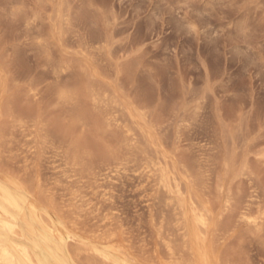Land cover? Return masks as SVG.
Returning a JSON list of instances; mask_svg holds the SVG:
<instances>
[{"label":"rangeland","instance_id":"1","mask_svg":"<svg viewBox=\"0 0 264 264\" xmlns=\"http://www.w3.org/2000/svg\"><path fill=\"white\" fill-rule=\"evenodd\" d=\"M90 81L108 88L134 121L146 113L151 128L136 130L139 152L144 135L154 136L160 156L196 179L194 191L210 200V264H264V227L252 232L239 222L247 206L264 218V155L256 154L264 148V0H0V171L44 184V201L57 210L66 201L58 213L71 225L81 217L88 235L100 230L166 256L148 217L145 178L132 168L101 167L114 143L85 98ZM66 90L79 95L72 106L59 100ZM71 198L78 207H69Z\"/></svg>","mask_w":264,"mask_h":264},{"label":"bare ground","instance_id":"2","mask_svg":"<svg viewBox=\"0 0 264 264\" xmlns=\"http://www.w3.org/2000/svg\"><path fill=\"white\" fill-rule=\"evenodd\" d=\"M95 82H93V81L88 82V84L86 86L85 98L88 100L89 104L91 105V108L93 107L95 110H98L97 113L101 118L100 119L96 118L97 119L96 123H97V126L99 127L100 131L102 132V134L103 133L111 134L112 138H113V139L111 138V141H112V143H114V147L112 149L111 155L109 157L105 158L106 160H104L102 162L103 165L101 167H103V168L107 167L106 169H108V166L111 167L112 165H114V166H123L124 169L132 168V169H135L134 172L138 171V174L140 175V177H142V179L145 178L144 181H146L145 183H147V184H145V185H147L145 187H147L146 189L150 193L148 195V200L146 201L148 203V205H147L148 217H149V220L151 222V225H153L157 229L158 237L160 238L158 240H160L161 244H164V246L166 248V249L163 248L164 246L162 247L163 248L162 253L164 254V252L166 251L165 252L166 256H163L161 252L160 253L162 256H160L157 253L158 251L153 252L148 248L146 249L145 246H143L142 248H139L140 250H136L138 248L134 249L133 248L134 246L132 247L130 245H125L122 243V241L117 240V238L114 234H110V233L108 234L107 232L106 233L99 232L100 230L98 231L99 233L95 232V231H97V230H95V231H93L94 233L91 232L92 234L88 235L86 232L88 228L86 226L84 227L86 222L84 225H82L81 222H78L79 218H81V217H78L77 218L78 221H75V222L73 219L72 225L70 223L64 221V219L67 220V217L65 215H63V216L66 218H64L62 216V214H63L62 207L64 208L63 202H66V201L61 202L62 207L59 206V208H61V210L59 208L57 210L56 208L58 206L55 207L54 206L55 202L54 203L50 202L48 200V198H45L48 200V202L44 201L43 198H44L45 193H46L42 187L44 184L41 185V184L37 183V186L35 187L34 185H31L29 180L25 179L24 181H22L23 180L22 178H21L22 180L20 178H14V177L12 178L7 173H3L0 171V264H78L79 260L82 262V264H210V260H211L209 257L210 247L208 249L209 245H207V243H208V233L211 229V221H212V218L214 216L213 210L211 208V202H208L210 200L209 199H207V201L203 200L202 197L199 195L200 193L197 194L196 191H194L195 188L193 189V185L195 183H193V182L196 181V179L195 180L188 179V176H186V175H184V177H186V178H183L181 175H179V173H178L179 171L178 172L176 171L175 166L170 164L164 156H160L159 149L157 148V146L155 144H153L151 142V140H153L154 136H152L150 134L147 136L144 135V137H147V139H144V140H146V143H144L145 146L144 145L143 146H144V148L145 147L146 148L145 149L141 148V150L143 149L144 151L139 152L140 151L139 149L142 146H140V147L137 146L138 145L137 144L138 136H137L136 130H141V126H142L141 124H144V126H145V124L146 125L150 124L149 118L146 119V117H147L145 115L146 113H144L143 111L140 110L141 112L136 113L137 114V117H136L137 120L134 121V118H135L133 116L134 113L133 114H131L130 112L127 113L125 110V107L121 106L117 102L116 96H114L113 94L108 92V90H107L108 88L107 89H106V87L103 88L102 86L98 85ZM78 85H80V84H78ZM75 94L70 93L68 90L61 91V92H59V98H60L59 100L60 101L62 100L63 102L67 103L68 105L72 106V105H74V103H76V100H77L76 97L78 94L77 95H75ZM80 97H82V96L80 95ZM79 102H81V101H79ZM81 104H82V102H81ZM199 105H200V103H199ZM146 107H148V106H146ZM164 108L166 109V107H164ZM5 110H6V108H5ZM134 111H136V110H134ZM2 113H4V112H2ZM7 114H8V112H7ZM3 115H5V114H3ZM78 115H79V113H78ZM8 116H10V114ZM19 116H22V115H19ZM25 116L27 117V115H25ZM99 116H97V117H99ZM3 117L5 118V116H3ZM3 117H1V119ZM17 119L18 118H16V122H17ZM20 119L22 120L21 117L19 118V120ZM81 119L82 118L78 119L77 123L82 121ZM127 119H131L132 122L129 124L126 123ZM4 120H2V121H4ZM9 120H11V119H9ZM44 120H46V119H44ZM148 120H149V122H148ZM22 122L24 123L23 120H22ZM22 122H19V123H22ZM27 123H28V121H27ZM1 125L3 126V124H1ZM18 126H21V125L18 124ZM8 127H9V125H8ZM149 128H151V127L149 126ZM2 129H4V127ZM9 129H11V128H8L7 130L9 131ZM11 130H13V129H11ZM11 130L9 131V133L11 132ZM22 130L23 129H21V131ZM35 130H37V129H35ZM151 130H153V129H151ZM0 131H1V129H0ZM5 131H6V129H5ZM90 132L91 131H89V133ZM48 133H49V131H48ZM142 133H143V131H142ZM2 134L3 133L0 134V141L2 140V137H4V136H2ZM50 135H51V133H50ZM121 135H122V137H119ZM44 138L41 139V137H40L41 141L44 140ZM106 139H108V138H106ZM2 141H5V140H2ZM90 141H92V140H90ZM140 142L141 141H139V143ZM3 144H6V143H3ZM12 144H14V143H12ZM102 145H103V143H102ZM4 146L6 147V145H4ZM173 146H174V144H173ZM2 149H4V148H2ZM253 149H255V148H253ZM251 150H249V151H251ZM1 153H2V151H1ZM107 154H109V153H107ZM256 154L263 156L264 155V148L259 149V151ZM176 156L178 157L179 155H176ZM173 159H174V157H173ZM32 161H34L32 163L34 164V166H36V163H35L36 161L35 160H32ZM92 161H93V159H92ZM190 162H192V161H190ZM78 164H80V163H78ZM89 164H90V162H89ZM28 165H30V163ZM76 166H75V170L78 169V167L76 168ZM14 167H16V166H14ZM28 167L29 166H27V168ZM32 167H33V165H32ZM72 167H73V165H72ZM84 167H85V165H84ZM110 167H109V169H110ZM260 167H261V165H260ZM27 168L24 170L27 171ZM55 168H56V166H55ZM90 168H91V166H90ZM106 169H102V171H105ZM32 170L33 169H31L30 172H33ZM78 170H80V169H78ZM22 171H23V169H22ZM212 171L214 172V170H212ZM86 172H87V169H86ZM35 173L36 172H34V174ZM81 173L79 175H81ZM204 173H206V172H204ZM247 173H249V172H247ZM41 174H43V173L41 172ZM25 175H26V177H25ZM29 175H28V172L24 173L25 178H27V176L29 178ZM85 175H86V173H85ZM88 175H90V174H88ZM237 175H239V174L237 173ZM82 176H83V174H82ZM38 177H40V175ZM42 177H41V180H42ZM90 177H91V175H90ZM251 177H249V178H251ZM209 178H210V176H209ZM235 178H236V176H235ZM34 179H36L35 175H34ZM225 179H226V177H225ZM77 180H74V182H72V183L73 184L77 183ZM219 180L223 181V179H219ZM37 181H39V180H37ZM88 183L89 182H87V184ZM141 183H143V182H141ZM220 186H222V185H219V187H218L219 189H220ZM77 187L79 189L80 186H77ZM198 187H200V186L198 185ZM215 190H217V189H215ZM222 190H223V188H222ZM225 190H226V188H225ZM215 192L218 193V191H215ZM219 193H221V192H219ZM219 193H218V195H219ZM143 194H144V192H143ZM208 194L210 195V193H208ZM45 197H48V196H45ZM36 198L41 199L40 201H42L43 204L45 205V207L43 209L39 208V206L35 203ZM61 198H63V197H61ZM54 199H56V198H54ZM218 200H220V199H218ZM76 203H80V202L76 201L75 198H71L70 204H68V205H69V207L73 208L74 205L77 206ZM82 203L83 202H81V204ZM57 204H59V203H57ZM160 204L162 206V209L160 210L162 218L161 219L157 218L159 221L160 220L161 221L159 222V224H156V222H157V221L155 222V219L157 217L156 210L159 211V209H156L157 208L156 206L160 205ZM236 204H238V203H236ZM256 205H257L256 208L260 209V203L257 202ZM79 207H80V205H79ZM103 207H105V206H103ZM248 207H250V206H247L245 208L240 209L239 218L241 221H239V220L238 221L242 222L241 224H246L247 229H249L250 231L252 230V232H253V229L256 232H261L260 231V230H262L261 227L262 226L264 227V218L260 217V216L252 217L253 215L252 216L250 215V210H249L250 208H248ZM67 208H68V206H67ZM92 208H89V209L92 210ZM229 208H230V206H228V209ZM59 210L62 212V214L58 213ZM94 210L96 211V209H94ZM67 211H69V208ZM89 213L91 214L92 212L90 211ZM260 213H261V211H260ZM68 214H70V213H67V215ZM217 215H219V213ZM226 217H227V215H226ZM70 218L71 217H69V220H70ZM232 219H234V217ZM70 222H72V221L70 220ZM95 223H97V222L95 221ZM68 224H70V225H68ZM239 225H240V223H239ZM104 226L106 227V226H108V224L106 225V223H105ZM117 226H118V224H117ZM90 227H93L92 224ZM101 227H103V226H101ZM215 227H216V224L213 227V230ZM231 227H233V226H231ZM88 231H89V229H88ZM90 231H92V230L90 229ZM165 231L167 233H165ZM111 232H113V231H111ZM212 233H214V231ZM212 233H210V234H212ZM163 234H167V235L163 236ZM259 235H260V233H259ZM176 239H177V242L179 241V244H177L179 246L174 245L175 247L173 248L172 243H173V241L176 242L175 241ZM157 244H158V246H160V243H157ZM176 247L178 249H175ZM211 263H212V261H211Z\"/></svg>","mask_w":264,"mask_h":264}]
</instances>
